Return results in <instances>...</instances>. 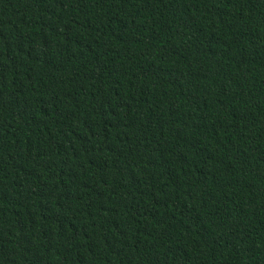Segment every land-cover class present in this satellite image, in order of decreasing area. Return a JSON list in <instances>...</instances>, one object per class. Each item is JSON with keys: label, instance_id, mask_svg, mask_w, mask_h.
Returning a JSON list of instances; mask_svg holds the SVG:
<instances>
[{"label": "trees", "instance_id": "trees-1", "mask_svg": "<svg viewBox=\"0 0 264 264\" xmlns=\"http://www.w3.org/2000/svg\"><path fill=\"white\" fill-rule=\"evenodd\" d=\"M0 264H264V0H0Z\"/></svg>", "mask_w": 264, "mask_h": 264}]
</instances>
